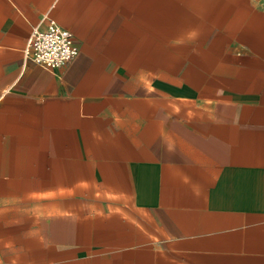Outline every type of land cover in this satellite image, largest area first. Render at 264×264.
<instances>
[{
  "label": "crops",
  "instance_id": "crops-1",
  "mask_svg": "<svg viewBox=\"0 0 264 264\" xmlns=\"http://www.w3.org/2000/svg\"><path fill=\"white\" fill-rule=\"evenodd\" d=\"M0 264H264V0H0Z\"/></svg>",
  "mask_w": 264,
  "mask_h": 264
},
{
  "label": "built area",
  "instance_id": "built-area-1",
  "mask_svg": "<svg viewBox=\"0 0 264 264\" xmlns=\"http://www.w3.org/2000/svg\"><path fill=\"white\" fill-rule=\"evenodd\" d=\"M25 54L37 64L60 69L75 59L79 48L71 32L49 22L43 30L33 29Z\"/></svg>",
  "mask_w": 264,
  "mask_h": 264
}]
</instances>
